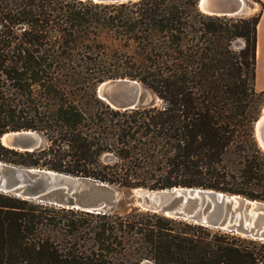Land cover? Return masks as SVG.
Segmentation results:
<instances>
[{
	"label": "trees",
	"instance_id": "16d2710c",
	"mask_svg": "<svg viewBox=\"0 0 264 264\" xmlns=\"http://www.w3.org/2000/svg\"><path fill=\"white\" fill-rule=\"evenodd\" d=\"M198 0H0V162L119 190L193 188L264 204L254 124L256 27ZM262 3L260 0H252ZM242 41L235 51L232 43ZM141 83L158 104L113 109L99 83ZM264 264V242L132 208L86 213L0 192V264Z\"/></svg>",
	"mask_w": 264,
	"mask_h": 264
},
{
	"label": "water",
	"instance_id": "95a60500",
	"mask_svg": "<svg viewBox=\"0 0 264 264\" xmlns=\"http://www.w3.org/2000/svg\"><path fill=\"white\" fill-rule=\"evenodd\" d=\"M97 4L137 0H83ZM204 15L235 18L242 16L246 0H198ZM96 97L113 109L145 108L154 104L150 91L129 79L99 83ZM260 120V122H259ZM259 122V123H258ZM257 144L264 153V104L254 124ZM0 144L17 152H32L44 144L36 132L21 130L0 137ZM131 206L139 212L159 214L211 228L221 229L264 242V204L212 190L172 188L132 189ZM0 192L56 207L86 213L104 212L119 202L120 190L91 179L45 169L22 168L0 162Z\"/></svg>",
	"mask_w": 264,
	"mask_h": 264
},
{
	"label": "rangeland",
	"instance_id": "374dc122",
	"mask_svg": "<svg viewBox=\"0 0 264 264\" xmlns=\"http://www.w3.org/2000/svg\"><path fill=\"white\" fill-rule=\"evenodd\" d=\"M261 10H262V7H261L260 3L254 2L252 0H246V7L244 9L242 16L235 17V18L253 17V16L258 15L261 12ZM232 47L235 51H238L242 47V41L239 39L233 41ZM261 85H262V82H260V81L257 83V85H255V91L256 92H260V91H257L256 88L257 89L260 88ZM150 93L154 99V104L152 106H155L158 104V100L151 91H150ZM44 145H45V140H44L43 146ZM131 190H120L119 202L117 204H115L114 206H112L111 208H109L108 210H113V211L118 212L119 214H122L125 212V210L129 211L130 209H132L133 207L130 204L133 200L134 192H132ZM140 264H150V263L148 261H142Z\"/></svg>",
	"mask_w": 264,
	"mask_h": 264
},
{
	"label": "crops",
	"instance_id": "0c3cea01",
	"mask_svg": "<svg viewBox=\"0 0 264 264\" xmlns=\"http://www.w3.org/2000/svg\"><path fill=\"white\" fill-rule=\"evenodd\" d=\"M260 2L262 3V10H261V16H260L259 22H258L257 27H256L255 85H257V83L259 81L262 82V85L260 88H258V89L256 88L257 91H263L264 90V68H263L264 67V0H260Z\"/></svg>",
	"mask_w": 264,
	"mask_h": 264
},
{
	"label": "bare ground",
	"instance_id": "6f19581e",
	"mask_svg": "<svg viewBox=\"0 0 264 264\" xmlns=\"http://www.w3.org/2000/svg\"><path fill=\"white\" fill-rule=\"evenodd\" d=\"M260 52H261V51H260ZM260 52H259V53H260ZM260 54H261V53H260ZM260 56H261V55H260ZM261 57H262V56H261ZM261 59H262V58H261ZM258 61H259V60H258ZM260 66H261V65H260ZM258 68H259V67H258ZM263 68H264V67H263ZM263 68H262V69H263ZM259 71H260V70H259ZM259 122H260V120H259ZM259 122H258V123H259Z\"/></svg>",
	"mask_w": 264,
	"mask_h": 264
}]
</instances>
